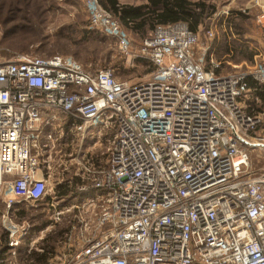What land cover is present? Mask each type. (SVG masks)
Listing matches in <instances>:
<instances>
[{
  "label": "built area",
  "instance_id": "1",
  "mask_svg": "<svg viewBox=\"0 0 264 264\" xmlns=\"http://www.w3.org/2000/svg\"><path fill=\"white\" fill-rule=\"evenodd\" d=\"M83 2L129 55L117 18ZM199 41L185 23L156 26L140 48L156 69L138 85L59 55L0 60V216L24 204L66 220L51 264H264V166H252L264 161V50L220 75L210 45L195 58ZM6 230L0 264H23L26 231Z\"/></svg>",
  "mask_w": 264,
  "mask_h": 264
},
{
  "label": "rangeland",
  "instance_id": "2",
  "mask_svg": "<svg viewBox=\"0 0 264 264\" xmlns=\"http://www.w3.org/2000/svg\"><path fill=\"white\" fill-rule=\"evenodd\" d=\"M98 1L107 10L101 3L103 0ZM117 1L121 6L129 7L150 3V0ZM187 1L204 4L207 8L203 22L195 32L200 37L194 51L196 59L202 58L204 49L210 45L205 55L207 65L210 54L217 62H224L229 50L234 52L229 59L232 67L222 66L219 70L225 75L244 71L255 63L264 50L262 26L257 21L260 12L255 0ZM117 20L131 39L133 47L129 55L120 53L117 38L90 27L89 13L83 0H0V60L20 57L45 60L59 55L75 60L89 71L110 69L117 79L131 85L147 82L156 67L142 56L140 48L153 30L143 35ZM209 30L217 33L210 44L205 40ZM261 90L264 92V88ZM258 100L257 110L262 114L264 99L259 93ZM253 156L252 166L260 170L264 166L263 156L258 157V153ZM9 224L26 231L20 236L21 242L16 249L21 258L28 259L29 264H51L55 256L64 254L69 232L66 220L59 225H51L48 213L20 204L13 207L7 217L0 216L1 244L4 243L3 234L6 233L7 242L9 240L10 233L6 230ZM42 255L46 259L40 262L39 256Z\"/></svg>",
  "mask_w": 264,
  "mask_h": 264
},
{
  "label": "trees",
  "instance_id": "3",
  "mask_svg": "<svg viewBox=\"0 0 264 264\" xmlns=\"http://www.w3.org/2000/svg\"><path fill=\"white\" fill-rule=\"evenodd\" d=\"M101 3L122 24L143 35L158 25L181 22L186 23L190 30L196 32L207 10L204 4H193L187 0H150L148 5L142 7L121 6L117 0H103ZM251 85L254 86L253 83ZM258 93L264 99V92L259 88ZM2 239L3 244L6 245V233L3 234ZM45 259L44 255L39 256L40 262Z\"/></svg>",
  "mask_w": 264,
  "mask_h": 264
},
{
  "label": "crops",
  "instance_id": "4",
  "mask_svg": "<svg viewBox=\"0 0 264 264\" xmlns=\"http://www.w3.org/2000/svg\"><path fill=\"white\" fill-rule=\"evenodd\" d=\"M234 55V52L230 49L229 50V54L228 55H225L224 56V62L222 61H218V62H220L221 64H222V66H227V67H232V64H231V62H230V58L232 57ZM213 58V59H215L214 58V55L213 54H210V58ZM221 70V69H220ZM217 73L218 74H220V75H224L225 73H223V72H220L219 70L217 71ZM18 207V206H17ZM4 208H5V205H4V203L3 202H1L0 201V210H4ZM42 211H44L45 213H46V211H45V209H41ZM21 260L23 261V264H27L28 263V259L27 258H25V259H23V258H21Z\"/></svg>",
  "mask_w": 264,
  "mask_h": 264
}]
</instances>
